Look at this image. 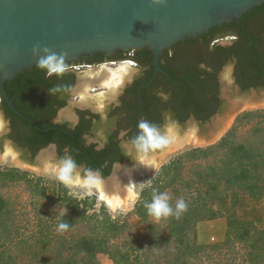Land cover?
Here are the masks:
<instances>
[{"label":"trees","instance_id":"1","mask_svg":"<svg viewBox=\"0 0 264 264\" xmlns=\"http://www.w3.org/2000/svg\"><path fill=\"white\" fill-rule=\"evenodd\" d=\"M263 12L264 2L243 14L242 19L250 26V20L252 18L260 20ZM259 23L263 25V20ZM227 26L239 27L240 36L244 41V46L239 53V57L242 58L241 63H246L250 75L255 73L256 77H260L264 71L256 61L254 44L249 46L250 53L247 52L249 38L246 30L237 23H226L225 27ZM217 29H219L218 26L211 31L214 32ZM210 33L203 36L207 37ZM252 34L254 37V33ZM217 48L229 52V48L222 46ZM139 51L141 59L152 60V50L145 48ZM249 57H251L250 60ZM223 63L224 60L220 59L213 65L215 72L210 73L209 79L197 80L194 78L193 80L187 76V72L183 75L182 80L190 86L185 88L184 85H176L178 87L176 88L178 98L176 119L184 122L190 114L194 113L198 119L208 120L219 110L222 101L219 98L216 70L220 69ZM151 76L152 72L146 80H149ZM74 77L73 73H64L61 77L54 75L48 78L43 70L34 65L33 68L18 73L13 79L6 80L4 85L15 105L22 112L35 119L40 117V113L41 115L45 114V117L48 118L54 116L57 109L65 106L67 101H59L57 108L53 109L52 103L43 96L42 88L50 89L60 86L64 90L70 89L75 83ZM250 85V83H245V89ZM0 96V107L8 116L12 117L14 123H18V126L26 130L24 136L18 137L19 144L22 147H31L34 154L49 143L56 142L61 157H65L64 148L69 147V153L77 166L84 164L87 169L98 171L104 177L112 172L114 162L124 160L117 140L111 139L105 148L97 150L95 144H86L83 137L86 128L82 125L67 131L64 129L65 127L61 128L46 119L39 121L40 126L51 128L47 131L39 129L10 108L1 88ZM54 101L55 99H53ZM263 114V110L245 111L238 119L242 120L248 116ZM161 124V121L157 122L158 127ZM231 136L232 131L217 143L207 147L192 148L186 152L190 157H197L214 152L220 154V148H224L222 150L223 157L217 159L219 162L217 183L220 186L221 194L219 208L216 210L211 208L212 214L209 216V218H216L225 215V210L229 211L227 213V231L222 242L202 244L187 237V230L189 231L191 227L195 229V224L206 218V215L202 216L199 212V205L206 206V202L200 199V201L191 202L190 198H187L185 201L187 210L192 211L191 214L186 210L179 219L175 216L168 217V220H171L169 223L175 222L177 227L174 228L172 225L165 236L154 230L155 224L149 220L150 216L144 204L151 202L154 192L158 194L171 191L174 196L178 193L179 188L175 184L178 174L177 172L169 174L172 172L174 161L163 166L160 177L163 174L164 180H159L161 183L156 181L153 186L147 189L142 203L137 205L136 214L143 222L149 220L148 226L153 230L152 235L155 237L153 245L148 247L149 251L157 253V255L160 254V257L165 258L167 264H197L196 260L205 257L209 264H264V218L258 221L245 220L239 218L236 212V207L239 204L237 198L239 190L257 193L263 188L262 184H259V178L264 173V143L233 144L234 140ZM180 159L179 156L178 165ZM107 162L108 164H106ZM10 175L9 171L0 170V178L9 179ZM201 176L204 182L201 189L196 188L198 197L206 194L203 190L207 186L205 184L206 177ZM191 185L189 184V186ZM231 191L233 197L230 206H228L227 194ZM30 193L31 197L38 196V199H31L34 215L29 216L24 213L21 219L15 215L16 209L13 210L14 208L9 206V201L0 195V264H102L97 259L99 253L109 254L115 264H143V262H139L140 254L137 256L132 252L133 249L135 251L136 246H134L135 248H125V245L121 246L117 242L118 238L124 235L123 233L128 229V224L112 219L104 205L100 212H90L87 206L69 195L68 188L62 189L54 195L48 194L45 188L40 192L31 190ZM86 202L87 200H85ZM169 203L172 206L176 204L174 200ZM53 205H55L54 210L51 209ZM61 212L64 215H60ZM60 223L68 224V229L59 231ZM127 235L129 236L127 243H135L137 235H133L132 231ZM138 243L143 245L139 240ZM163 244L168 249L161 254Z\"/></svg>","mask_w":264,"mask_h":264},{"label":"water","instance_id":"2","mask_svg":"<svg viewBox=\"0 0 264 264\" xmlns=\"http://www.w3.org/2000/svg\"><path fill=\"white\" fill-rule=\"evenodd\" d=\"M264 0H0V88L10 108L19 116L42 128L30 116L23 113L14 103L5 88V81L18 73L33 68L39 56L33 55L32 48L39 44L56 53H67L66 60L77 59L81 54L94 52L111 53L116 49L149 48L153 52L154 76L161 70L159 54L166 48L186 37H196L215 25L233 20L240 23L252 40L251 31L242 20L243 13L260 5ZM41 55H44L41 50ZM131 66L119 64L118 68L100 67L93 70L86 65L77 71V92L81 103L90 102L88 87L91 83L115 90L119 82L130 74ZM132 72V71H131ZM221 96L225 101L211 120L201 124L191 117L181 124L167 120L161 132L169 128L172 143L162 150L150 154L146 165L155 164L153 176L159 166L181 151L194 146L215 142L231 124L241 110L264 107V89L239 93L233 78V66H225L220 72ZM127 81V80H126ZM103 91V90H100ZM106 91V90H105ZM104 94V96H103ZM98 94L97 104L106 105L107 94ZM1 101V96H0ZM75 100L59 111V119H70L74 112ZM0 118L7 121L0 107ZM3 133H0V136ZM97 140H101L97 138ZM125 144V142L123 141ZM131 146L129 143L125 145ZM135 151L130 161L115 164L112 172L104 177L91 170L98 179L92 190L106 196L110 209H127L135 200L133 171L137 163ZM55 145L43 148L37 156V164H30L22 158V151L5 139L0 148V164L17 166L57 179L59 162ZM86 168L77 166L81 178Z\"/></svg>","mask_w":264,"mask_h":264},{"label":"flooded vegetation","instance_id":"3","mask_svg":"<svg viewBox=\"0 0 264 264\" xmlns=\"http://www.w3.org/2000/svg\"><path fill=\"white\" fill-rule=\"evenodd\" d=\"M259 19L260 20H258V18H252L250 20V26L246 24L249 27L252 36V40H249L247 52L248 54L250 53L249 46L254 44L253 49L256 55V61L264 71V12ZM262 20L263 25L259 23V21ZM226 23L240 24L235 20L224 22L221 25L211 27L209 31L203 34H199L196 37H186L173 45L166 47L159 54L161 70H158L155 76L153 52L151 61L141 59V52L139 50H142V48L126 50L119 48L111 53L100 51L81 54L74 60H66L69 65V70L65 73H73L75 76V83L70 88L71 91L65 89L53 96L49 93L48 88H42V94L50 103H52L53 109L57 108L58 102L61 100H66L67 104L58 108L54 116L46 118L45 114L41 115L40 113L38 119L30 117L37 124H39V121L41 120L48 119L50 122L59 125L61 128L65 127L64 129L67 131L76 129L78 126L82 125L86 128L83 134L86 144H95L97 150L105 148L111 139L117 140L118 145L122 150L121 153L124 156V160L130 161V156L135 150L132 149V146L125 144H130V141L137 135L139 131L137 126L141 120H146L155 126H157V122L161 121L162 124L159 127L157 126L161 130L169 119H173L178 123L183 124L186 120L193 117L201 124H204L218 113L219 110L208 120L198 119L194 113L190 114L184 122H180L176 119L175 115L178 113L176 110L178 99L176 88L178 87H176V85H184L185 88L190 86V84L182 80V77L186 72L187 76L191 77L193 80L194 78H197V80L209 79L210 73L215 72L213 65L220 59L224 60L222 67L216 70V80L219 89V98L222 101L221 104L225 99L221 96L222 82L220 80V72L229 64L233 66L234 83L237 86L239 93L264 89V73H262L260 77H256V75H254L255 73L250 75L246 63H241L242 58L239 57V53L242 46H244V41L240 36L239 27H225ZM217 26L219 29L212 32L211 30ZM207 33L210 34L207 37H204L203 35ZM252 33H254V37ZM218 46L229 48V52L227 50H219L217 48ZM250 58L251 57H249V60ZM124 63L131 66L132 72L130 71V74H128L124 81L118 83L115 90H111L109 87L101 85L98 82L91 83L87 90V93H89L90 96V103L88 105H83L81 103L82 95L78 93L75 88L79 77L77 73L78 70L86 65H91L93 70L99 69L102 66L107 68H117L119 64ZM201 65L204 67H201ZM151 72L152 76L149 80H146ZM245 83H250L251 85L245 89ZM102 86L107 90L99 91ZM104 92L108 95L105 100L107 103L106 105L99 106L97 104V99L94 97L98 94H103ZM161 92L167 94L168 99L166 101L159 95ZM71 97L75 100L74 112H70V119L61 120L58 117L59 111L69 104ZM53 99H55L54 102ZM220 107L221 106H219V109ZM1 110L4 118L8 122L10 131H6L0 136V148H3L5 139H9L14 146L20 148L24 161L29 162L30 164H37V156L45 147L39 149L36 154H34L31 147H22L17 139L19 136H24L26 130L21 126H18V123H14L12 117L8 116L4 109L1 108ZM32 124L35 125L34 123ZM121 133H125V135L122 136ZM97 138H100L101 140H97ZM50 144L55 145L56 155L58 159H61L62 157L57 143L51 142L47 146ZM63 151L65 155L72 158L69 153V147H65ZM123 161H121V163ZM116 163L118 162L113 163L112 170ZM106 164H108V162ZM80 166L86 168V165L84 164Z\"/></svg>","mask_w":264,"mask_h":264},{"label":"rangeland","instance_id":"4","mask_svg":"<svg viewBox=\"0 0 264 264\" xmlns=\"http://www.w3.org/2000/svg\"><path fill=\"white\" fill-rule=\"evenodd\" d=\"M100 90L107 89L102 86L99 91ZM255 110H263L264 112V107L241 110L234 116L231 124L215 142L203 146L190 147L181 151L170 159L164 161L153 176H151L150 173L155 170V164L144 165L136 168L133 171L135 200L127 209L116 208L111 210L109 204L101 198V194L92 189L91 191H89L88 189L82 188L78 185H74L73 187L68 188L65 187L56 178L21 169L17 166L4 164H0V170L9 171L12 176L10 175L11 178L5 180L0 178V195L9 201V206L14 208L13 210L16 209L15 215H17V217L21 219L24 213H27L29 216L34 215L33 206L31 205V199H38V196L31 197V190L40 192L45 188L48 194L54 195L62 189L68 188L69 195L77 198L78 201L87 206L90 212H100L102 210V206L104 205L107 208L108 213L112 216V219L120 222H126L128 224V229L123 233L124 235L118 238L119 240L117 242L121 246L125 245V248H135L134 246H136L135 251L133 249L132 252L137 256H139L140 254L139 262H143V264H167L164 257H160V254L157 255V253L155 254L148 249L151 244L153 245V241L155 240V237H153L152 235L153 230L148 226V222L149 220L152 221L155 224L154 230H156V232H159L163 236H165L167 232L170 231L172 225L174 228H176L177 223H169L171 220H168V218H162L161 220L156 221L155 218L151 216L147 222H143L136 214L137 205L142 203L143 196H145V191L147 189L153 186L156 181L164 180L163 174L160 177L163 166L168 165L169 163L174 161V163L172 164V172H170L169 174L177 172L178 177L175 179V184L176 186H178L179 190L175 196L171 191H166L170 196V201L174 200L176 203V201L179 199H184L186 201L187 198H190L189 200L191 202H195V200L197 201L199 199L206 202V206L199 205L200 215H206V218L203 217V220L195 224V229L191 227L189 231L187 230V237L191 240L195 239L197 243L202 244H217L219 242H222L227 231V213L229 211L225 210V215L216 218H209V216L212 214L211 208H213L214 210H216V208H219V198L221 194L220 186H218L217 183V172L219 165L217 159L223 157L222 150H224V148H220V154H218V152H214L206 156L200 155L197 157H190L186 154V152L192 148L207 147L209 145L217 143L231 131V138L234 140L233 144H248L253 142L264 143V114L248 116L242 120L238 119V117L243 112ZM179 156L181 159L180 164L178 165L179 162H177V160ZM201 175H204L206 177L205 184H207V186L205 189H203L205 190L206 194L204 193L201 197H198L196 196L198 195V191H196V188H200L204 182ZM259 181V184H262L261 186H263V188L257 191V193H250L247 191L243 192L242 190L238 191L239 195L237 196V198L239 200V204L236 207V212L239 218L253 221H258L259 219L264 218V173L259 178ZM159 183H161V181H159ZM189 184L192 185L189 186ZM232 194V191L228 192L227 194V197L229 198L228 206H230V203L232 202ZM89 196L90 199H88ZM94 197L96 198L95 200L92 199ZM85 200H87L86 203ZM54 206L55 205L51 206L52 210H54ZM172 207L175 208V205ZM186 212L191 214L192 211L190 210L189 212L187 210ZM130 231H132L133 235H137V237L135 238L137 242L135 241V243L132 242L131 244L127 243L129 241V236L127 234H129ZM138 240L141 241L143 245H139ZM167 249L168 247L163 244L161 248V254L164 253V251H166ZM97 259L102 264H115L114 260L107 253H99ZM195 262H197V264H209L206 257L200 258V260H196Z\"/></svg>","mask_w":264,"mask_h":264},{"label":"clouds","instance_id":"5","mask_svg":"<svg viewBox=\"0 0 264 264\" xmlns=\"http://www.w3.org/2000/svg\"><path fill=\"white\" fill-rule=\"evenodd\" d=\"M163 0H153L155 4H161ZM41 50L44 55H41ZM33 55L39 56L35 67L43 70L46 77L51 78L54 75L56 77H61L63 74L69 70V65L66 62L67 53H56L48 47H43L36 44L32 48ZM201 67H204L201 65ZM60 86H56L49 89V93L55 95L61 92ZM71 91V89H68ZM163 100H167V94L161 92L159 93ZM138 133L130 141L132 149L135 150V158L137 163L141 165H146L149 161L150 154L155 153L157 150H162L172 143V137L170 136L171 129L169 128L166 132H161V130L151 124L146 120H141L138 123ZM10 131L8 122L0 118V133ZM125 135V133H121ZM57 179L68 188L78 185L82 188H86L91 191L92 188L96 187L98 184V179L96 175L90 170L86 169L83 178H81L80 173L77 171V165L75 161L70 158H64L59 162V167L57 169ZM170 196L167 192L155 193L153 194L150 203H145L144 207L147 209L149 216L154 217L156 221L162 218H168L170 216H175L177 219L187 210V203L184 199H179L176 201L175 208L169 203ZM60 215H64L63 212ZM69 227L66 223H60L58 225L59 231H65Z\"/></svg>","mask_w":264,"mask_h":264},{"label":"bare ground","instance_id":"6","mask_svg":"<svg viewBox=\"0 0 264 264\" xmlns=\"http://www.w3.org/2000/svg\"><path fill=\"white\" fill-rule=\"evenodd\" d=\"M129 64H130V63H129ZM129 66H130V65H129ZM118 67H119V66H118ZM118 67H117V68H118ZM101 195H102V194H101ZM102 196L105 197V199H106V196H104V195H102ZM106 200H107V199H106ZM107 203H108V201H107Z\"/></svg>","mask_w":264,"mask_h":264}]
</instances>
